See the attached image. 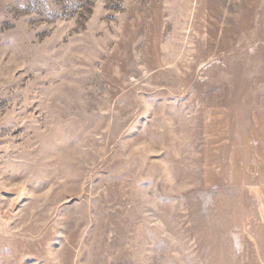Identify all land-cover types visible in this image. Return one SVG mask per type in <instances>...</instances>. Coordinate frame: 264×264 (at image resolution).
<instances>
[{
	"label": "rangeland",
	"instance_id": "374dc122",
	"mask_svg": "<svg viewBox=\"0 0 264 264\" xmlns=\"http://www.w3.org/2000/svg\"><path fill=\"white\" fill-rule=\"evenodd\" d=\"M0 264H264V0H0Z\"/></svg>",
	"mask_w": 264,
	"mask_h": 264
}]
</instances>
